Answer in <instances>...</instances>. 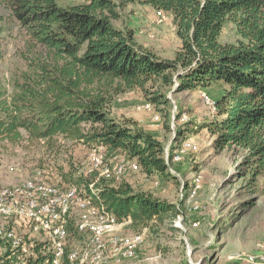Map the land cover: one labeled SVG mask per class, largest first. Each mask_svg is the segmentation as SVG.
I'll list each match as a JSON object with an SVG mask.
<instances>
[{
  "label": "trees",
  "instance_id": "16d2710c",
  "mask_svg": "<svg viewBox=\"0 0 264 264\" xmlns=\"http://www.w3.org/2000/svg\"><path fill=\"white\" fill-rule=\"evenodd\" d=\"M74 1L64 7L58 0H0V7L24 30L34 55L12 94L0 83V141L16 143L23 133L49 144L62 137L120 151L145 175L169 178L164 147L142 130L112 120L107 112L111 98L103 87L114 86V93L139 89L149 94L147 84L171 86L174 79L176 92L223 83L212 120L187 132L207 129L216 146L247 152L244 164L253 166L255 178L264 176V0ZM126 3L172 15L181 41L174 59H160L140 48L131 30L113 24L117 9ZM226 21L240 36L238 46L219 41ZM148 101L153 106L169 103L160 93H152ZM67 181L83 186L93 203L118 222L128 219L135 227L172 222L180 213L172 204L133 193L128 185L116 188L102 179ZM68 230L76 235L70 224ZM23 260L52 264L41 243H34ZM64 264H69L66 259Z\"/></svg>",
  "mask_w": 264,
  "mask_h": 264
},
{
  "label": "rangeland",
  "instance_id": "374dc122",
  "mask_svg": "<svg viewBox=\"0 0 264 264\" xmlns=\"http://www.w3.org/2000/svg\"><path fill=\"white\" fill-rule=\"evenodd\" d=\"M58 2L64 7L76 4L74 0ZM117 11L119 18L113 24L131 30L137 46L160 59H174L181 41L170 13L131 3ZM0 17V83L12 94L14 84L27 71V59L34 55L28 48L24 30L1 7ZM219 41L239 45L240 36L232 22H225ZM36 48L40 52L41 48ZM174 83L165 87L159 82L149 83L146 85L149 94L139 89L114 93V86L109 90L103 87L111 98L107 107L109 117L160 142L166 154V173L170 175L169 178L148 176L139 169L126 171L120 181L107 184L116 188L120 184L128 185L133 193L172 204L180 213L172 222L138 227L128 219L122 221L116 234L128 238L143 233L144 245L132 260L116 261L110 257L101 264H248L246 256L264 255V176L255 178L253 166L244 164L247 152L216 146L215 137L207 129L187 132L195 124L212 120L216 111L207 107L203 95L216 102L225 85L218 83L176 92ZM150 93L164 95L169 103L151 105V113L138 109L149 104ZM155 116L158 120L153 119ZM175 152L178 160L173 159ZM96 154H102L111 165L121 156H127L62 137L49 144L45 140H30L23 133L16 143L0 141V188L15 187L33 178L59 186H70L68 178L95 182L97 172L93 170L92 157ZM79 188L84 193L83 186ZM193 190L195 194L191 197ZM3 222L0 219V224ZM79 240L72 234L70 243ZM24 241L25 246L19 252L22 259L30 256L34 245L31 243H40L41 238L25 236ZM8 254L0 244V264L8 260Z\"/></svg>",
  "mask_w": 264,
  "mask_h": 264
},
{
  "label": "built area",
  "instance_id": "2783aa9c",
  "mask_svg": "<svg viewBox=\"0 0 264 264\" xmlns=\"http://www.w3.org/2000/svg\"><path fill=\"white\" fill-rule=\"evenodd\" d=\"M203 101L210 110L216 111L213 99L203 95ZM138 109L153 111L150 103ZM173 159H179L177 152ZM92 165L97 172L95 183L99 179L120 181L126 171L140 169L135 160L125 155L111 165L102 154H96ZM95 183L89 184L92 193ZM194 194L195 190L190 196ZM0 219L4 221L0 224V244L7 249L10 264H25L19 254L25 246V236L41 238L39 242L51 255L52 264H64L65 259L69 264H101L110 257L116 261L132 260L145 241L143 233L128 238L117 235L115 231L121 222L104 207L94 204L92 196L79 187L59 186L40 178L0 188ZM69 224L74 228V236L80 239L75 244L70 243ZM245 260L248 264H264V255H248Z\"/></svg>",
  "mask_w": 264,
  "mask_h": 264
},
{
  "label": "crops",
  "instance_id": "0c3cea01",
  "mask_svg": "<svg viewBox=\"0 0 264 264\" xmlns=\"http://www.w3.org/2000/svg\"><path fill=\"white\" fill-rule=\"evenodd\" d=\"M11 225H12V223H11ZM20 229V228H19Z\"/></svg>",
  "mask_w": 264,
  "mask_h": 264
}]
</instances>
